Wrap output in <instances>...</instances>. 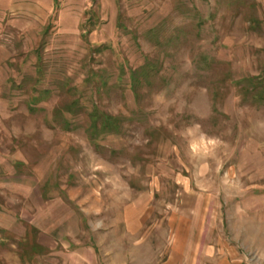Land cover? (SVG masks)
<instances>
[{"label":"rangeland","instance_id":"1","mask_svg":"<svg viewBox=\"0 0 264 264\" xmlns=\"http://www.w3.org/2000/svg\"><path fill=\"white\" fill-rule=\"evenodd\" d=\"M0 264H264V0H0Z\"/></svg>","mask_w":264,"mask_h":264}]
</instances>
